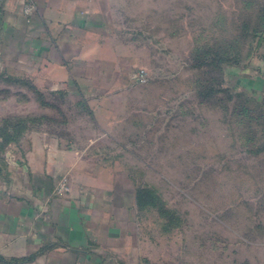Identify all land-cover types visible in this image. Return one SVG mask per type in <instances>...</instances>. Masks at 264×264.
<instances>
[{
	"label": "rangeland",
	"instance_id": "1",
	"mask_svg": "<svg viewBox=\"0 0 264 264\" xmlns=\"http://www.w3.org/2000/svg\"><path fill=\"white\" fill-rule=\"evenodd\" d=\"M107 4L113 52L97 46L104 68L78 96L26 64L0 68V190L19 195L55 166L51 196L82 185L100 252L118 263L264 264V93L251 64L264 0ZM67 149L85 153L65 174Z\"/></svg>",
	"mask_w": 264,
	"mask_h": 264
},
{
	"label": "crops",
	"instance_id": "2",
	"mask_svg": "<svg viewBox=\"0 0 264 264\" xmlns=\"http://www.w3.org/2000/svg\"><path fill=\"white\" fill-rule=\"evenodd\" d=\"M31 1L34 11L28 22L22 14L23 0H0V68L10 63L26 64L27 68H20L44 72L51 86L67 85V92L78 96L79 80L83 76L96 77V67L104 68V56L97 58V46L102 55L113 52L105 43L114 37L109 30L112 10L107 0ZM106 62L114 61L111 57ZM251 64L256 67L258 91L262 94L264 41ZM85 70L92 73L84 75ZM60 78L61 84H57ZM84 153L67 149L65 174L81 169L74 159ZM47 168L43 165L28 179L30 183L19 184V195L0 190V264H126L105 258V251L100 252L102 238L88 225L96 220L84 209L90 193L84 192L81 185L79 190L70 186L65 199L51 196L58 183L56 167ZM104 194L110 202L115 199L111 192ZM124 195L127 210L134 208L135 190L131 198L128 193ZM98 201L97 196L91 205L98 207ZM95 207L91 210L98 211ZM114 229L111 225L110 236L117 232Z\"/></svg>",
	"mask_w": 264,
	"mask_h": 264
},
{
	"label": "trees",
	"instance_id": "3",
	"mask_svg": "<svg viewBox=\"0 0 264 264\" xmlns=\"http://www.w3.org/2000/svg\"><path fill=\"white\" fill-rule=\"evenodd\" d=\"M256 30V31H255ZM254 30V41L256 42V48L260 47L264 41V22L263 24L259 27V29H255ZM259 34H261V36H258ZM226 54L223 53V57H220L221 54L220 53H216L214 56H213V60L218 62L219 66H221L223 64L224 67H226V65H236L237 63H235L234 61L237 62V58L236 57H225ZM224 71V70H223ZM137 196V195H136ZM135 200H137V198L135 197ZM138 202V200H137ZM136 203V202H135ZM139 204V203H137ZM30 260V259H29Z\"/></svg>",
	"mask_w": 264,
	"mask_h": 264
},
{
	"label": "built area",
	"instance_id": "4",
	"mask_svg": "<svg viewBox=\"0 0 264 264\" xmlns=\"http://www.w3.org/2000/svg\"><path fill=\"white\" fill-rule=\"evenodd\" d=\"M34 6L31 0H25L23 3L22 13L25 15L26 20L29 22L33 14Z\"/></svg>",
	"mask_w": 264,
	"mask_h": 264
}]
</instances>
